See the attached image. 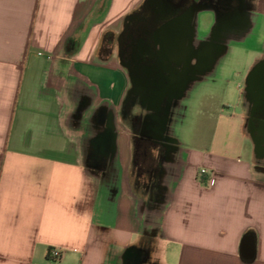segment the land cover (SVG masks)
I'll return each mask as SVG.
<instances>
[{"label": "crops", "instance_id": "0c3cea01", "mask_svg": "<svg viewBox=\"0 0 264 264\" xmlns=\"http://www.w3.org/2000/svg\"><path fill=\"white\" fill-rule=\"evenodd\" d=\"M142 2L0 0V264H124L127 249L159 253L164 241L174 264H264V128L254 121L264 91V0L253 1L250 25L219 61L193 69L180 97L217 85V128L235 137L194 155L174 141L154 211L132 184L133 137L120 117L128 75L116 57L100 55L104 37ZM236 45L243 66L228 73ZM102 114L108 123L114 115L117 148L98 169L87 160L109 148ZM193 164L209 174H192ZM245 237L255 244L251 259L242 256Z\"/></svg>", "mask_w": 264, "mask_h": 264}, {"label": "flooded vegetation", "instance_id": "af4514ba", "mask_svg": "<svg viewBox=\"0 0 264 264\" xmlns=\"http://www.w3.org/2000/svg\"><path fill=\"white\" fill-rule=\"evenodd\" d=\"M253 1L143 0L126 17L118 34L108 33L104 37L100 55L116 57L129 79L127 100L120 117L132 128L135 193L146 197L160 194L161 177L157 165L159 162L163 165L170 158V148L174 146V140L164 138L166 125L159 119L161 116H156L157 109L153 110L152 102L164 101L168 94L180 97L186 87L182 84L190 79L193 69L206 66L229 39L248 28L252 16L247 14L246 8H254ZM262 69L264 81V64ZM138 102L146 106L147 113L132 116ZM254 121L258 128H264V98L254 113ZM99 123L105 135L109 124L106 115L102 114ZM104 142L109 148L104 153L97 150L90 154L88 165L102 169V162H110L113 156L111 141L105 138ZM152 161L157 164H151ZM142 177L149 180L148 186L141 184ZM146 259L147 254L134 248L125 264H143Z\"/></svg>", "mask_w": 264, "mask_h": 264}, {"label": "rangeland", "instance_id": "374dc122", "mask_svg": "<svg viewBox=\"0 0 264 264\" xmlns=\"http://www.w3.org/2000/svg\"><path fill=\"white\" fill-rule=\"evenodd\" d=\"M246 12L250 17L254 16V8L249 6L246 8ZM214 13V10H212V18L215 17ZM204 18L207 19L208 17ZM215 22L216 21H214V23ZM213 25L215 26V24ZM239 46H235L234 53L230 55L225 61V67L228 70V73H230V68H232L233 65L234 67L243 66V62H240L239 55L241 49ZM213 58L215 61H219L217 56H213ZM122 88H116L118 96H120ZM221 93L222 91L217 85L208 82L197 86L196 90H194V92H190L185 100H180L179 96L177 95L173 97L168 94L162 105L155 113L156 115L161 116L162 120L163 118L165 120L166 131L163 134L164 138L169 141H176L181 148L183 147V149H187L192 155L195 153L193 151L197 149L202 150V148L209 147L213 142H217L220 139L224 142L230 139L232 140L235 135H233L230 129L227 130L229 127H224L223 130L217 128L218 112L219 110H223V108L218 105ZM205 104H207V109L201 108V106H204ZM217 106H219V109H217ZM205 110H209V112H206ZM145 113H147L146 106L138 102L137 108L132 113V116H141ZM121 119L123 121L124 127L131 131L132 128L128 122H126L122 117ZM120 143L123 147L122 149L124 153L126 149L128 152L130 151L129 136L125 132L121 137ZM190 168L192 174L196 173L197 171L199 174H201L202 170L204 169L201 165L196 164H193ZM167 190L168 189L165 188V191ZM135 195L147 201L148 197L145 195L139 194L138 192H136ZM162 210L165 211V208ZM160 245L161 250L159 253H157L155 249L153 251L154 247L152 248L151 245L148 247L150 251L149 259L143 264H152V262H160L161 264H174V252L172 244H168L164 241Z\"/></svg>", "mask_w": 264, "mask_h": 264}, {"label": "water", "instance_id": "95a60500", "mask_svg": "<svg viewBox=\"0 0 264 264\" xmlns=\"http://www.w3.org/2000/svg\"><path fill=\"white\" fill-rule=\"evenodd\" d=\"M258 73V71H255L253 73V75L255 76L256 74ZM252 75V76H253ZM189 82V79L186 80V82H184L182 84V86L184 85H187V83ZM182 95H180L181 97ZM261 96L264 98V91H263V94H261ZM179 97V99H180ZM154 105L152 107L153 110H158L159 107L162 105L163 101L162 100H158V101H153L152 102ZM157 116V115H156ZM155 116V117H156ZM109 124H108V130L106 132L105 135H102V142H104L105 138H108L110 139L111 141V146H112V151L113 153L116 151V148H117V133L115 132V129H116V126H115V120H114V115H112L110 118H109ZM156 120V118H153V120ZM160 120L162 119L161 117L159 118ZM163 121L165 122L164 118H163ZM104 153V150L102 151ZM131 249H127L125 251V254H124V257H123V261H124V264L127 260V257L129 256V253H130ZM242 256L246 259H251L255 256V253H256V250H255V244H254V241L252 240L251 237H245L243 242H242Z\"/></svg>", "mask_w": 264, "mask_h": 264}, {"label": "trees", "instance_id": "16d2710c", "mask_svg": "<svg viewBox=\"0 0 264 264\" xmlns=\"http://www.w3.org/2000/svg\"><path fill=\"white\" fill-rule=\"evenodd\" d=\"M107 36H108V35H106V37H107ZM151 164H157V161H152ZM157 166H158L159 170L162 168V165H161L160 162L158 163ZM140 182H141V184H144V186H148V185H149V180H148L146 177H142V179H141ZM146 203H147V207H148V209H149L150 211H154V209H155V207H156V204H157V197H155V196H153V197H148ZM138 251L141 252V253L147 254V259H146V262H147L148 259H149V255H150V254H149V250H147V249H143V250L138 249ZM146 262H145V263H146Z\"/></svg>", "mask_w": 264, "mask_h": 264}, {"label": "built area", "instance_id": "2783aa9c", "mask_svg": "<svg viewBox=\"0 0 264 264\" xmlns=\"http://www.w3.org/2000/svg\"><path fill=\"white\" fill-rule=\"evenodd\" d=\"M202 173H203V174H209L207 170H203ZM211 174H212V173H211ZM51 255H52V257H54V258H60V256H61V252H60V250H58V249H54V250L51 251Z\"/></svg>", "mask_w": 264, "mask_h": 264}]
</instances>
